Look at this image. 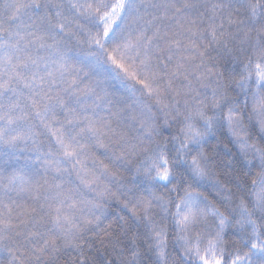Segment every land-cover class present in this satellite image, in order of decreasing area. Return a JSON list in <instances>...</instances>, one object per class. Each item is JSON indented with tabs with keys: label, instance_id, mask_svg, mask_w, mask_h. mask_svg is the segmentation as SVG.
I'll use <instances>...</instances> for the list:
<instances>
[{
	"label": "snow or ice",
	"instance_id": "snow-or-ice-1",
	"mask_svg": "<svg viewBox=\"0 0 264 264\" xmlns=\"http://www.w3.org/2000/svg\"><path fill=\"white\" fill-rule=\"evenodd\" d=\"M0 264H264V0H0Z\"/></svg>",
	"mask_w": 264,
	"mask_h": 264
}]
</instances>
